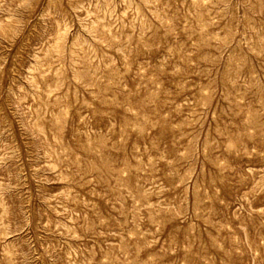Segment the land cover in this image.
<instances>
[{"label":"rangeland","instance_id":"1","mask_svg":"<svg viewBox=\"0 0 264 264\" xmlns=\"http://www.w3.org/2000/svg\"><path fill=\"white\" fill-rule=\"evenodd\" d=\"M0 264H264V0H0Z\"/></svg>","mask_w":264,"mask_h":264}]
</instances>
